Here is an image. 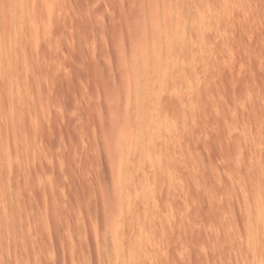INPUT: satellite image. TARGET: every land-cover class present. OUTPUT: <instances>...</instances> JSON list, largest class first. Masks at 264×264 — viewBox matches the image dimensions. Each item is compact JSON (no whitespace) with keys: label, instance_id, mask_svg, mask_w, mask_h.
<instances>
[{"label":"rangeland","instance_id":"1","mask_svg":"<svg viewBox=\"0 0 264 264\" xmlns=\"http://www.w3.org/2000/svg\"><path fill=\"white\" fill-rule=\"evenodd\" d=\"M0 264H264V0H0Z\"/></svg>","mask_w":264,"mask_h":264}]
</instances>
